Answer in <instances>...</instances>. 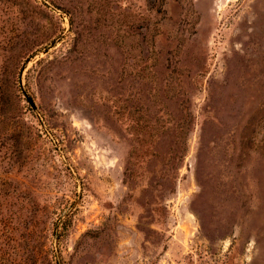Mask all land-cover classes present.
Returning <instances> with one entry per match:
<instances>
[{
    "label": "rangeland",
    "instance_id": "374dc122",
    "mask_svg": "<svg viewBox=\"0 0 264 264\" xmlns=\"http://www.w3.org/2000/svg\"><path fill=\"white\" fill-rule=\"evenodd\" d=\"M0 264H264V0H0Z\"/></svg>",
    "mask_w": 264,
    "mask_h": 264
},
{
    "label": "water",
    "instance_id": "95a60500",
    "mask_svg": "<svg viewBox=\"0 0 264 264\" xmlns=\"http://www.w3.org/2000/svg\"><path fill=\"white\" fill-rule=\"evenodd\" d=\"M30 103L33 105L32 101H30Z\"/></svg>",
    "mask_w": 264,
    "mask_h": 264
}]
</instances>
